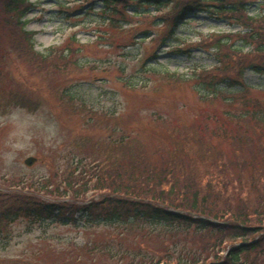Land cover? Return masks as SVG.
<instances>
[{"label":"rangeland","instance_id":"rangeland-1","mask_svg":"<svg viewBox=\"0 0 264 264\" xmlns=\"http://www.w3.org/2000/svg\"><path fill=\"white\" fill-rule=\"evenodd\" d=\"M249 1L251 15L264 13V0ZM5 2L0 0V22L14 15L6 12ZM105 7L102 0L25 1L21 6L23 20L26 30L34 32L35 43L30 56L11 49L9 37L14 31L6 25L2 36L8 34V41L0 61V208L12 216L22 206V199L33 196L47 200L38 195L35 186L45 183V177L50 178L48 182L60 183L52 178L53 173L66 170L62 157L81 136L105 137L119 124V129L145 145L153 157L159 146L180 139L179 128L197 132L213 125L214 130L217 120L230 109L221 96L203 99L198 94V90L204 91L191 78L217 61L214 50L194 46L213 40L217 34L236 33L239 26L198 13L187 17L175 37L164 42L171 5L157 10L156 6L138 7L136 3L119 13ZM159 16L165 24L157 23L162 21ZM37 53L45 54L46 59ZM244 80L257 92L264 91L263 73L248 69ZM260 91L253 97L264 100ZM208 138L219 143L212 141L217 150L231 153L222 139ZM248 155L244 157L253 161L261 157ZM30 156L38 162L29 168L25 160ZM22 185L26 187H19ZM107 193L92 191L81 200H99ZM260 194L245 193L256 206ZM226 207L217 203L221 212ZM80 223L48 221L34 227L28 225L26 217L17 219L7 226L13 231L0 237V264H125L117 260L120 256L96 257V250L87 245L97 237L99 244L111 240L113 231L87 233L78 229L84 228ZM135 238L139 237L123 243L132 248ZM142 241L153 254L161 255L162 241ZM201 245L198 241L197 246Z\"/></svg>","mask_w":264,"mask_h":264},{"label":"trees","instance_id":"trees-1","mask_svg":"<svg viewBox=\"0 0 264 264\" xmlns=\"http://www.w3.org/2000/svg\"><path fill=\"white\" fill-rule=\"evenodd\" d=\"M25 1L5 2L6 12L14 15L0 22V61L8 41V34L2 36L7 24L14 31L9 37L11 49L20 55L34 54V32L26 30L22 20ZM103 1L115 13L119 8L128 11L136 3L138 7L147 4L158 9L172 3L164 42L175 37L187 17L198 13L241 26L243 32L217 34L205 44H196L206 51L214 50L217 64L196 71L191 78L204 91L198 90L200 97L221 96L230 109L223 119H215L214 130L213 125L197 132L179 128L180 139L159 146L153 157L145 145L119 129V124L105 137H79L71 152L62 157L66 170L53 173L52 178L60 183L48 182L50 178L45 177V183L35 186L38 195L47 200L33 196L22 199L14 216L0 208V237L13 231L8 224L23 217L34 227L48 221L78 225L85 219V227L78 228L82 231H113L111 240L99 244L97 237L87 244L96 250V257L120 256L117 260L125 264H264V100L254 98L260 90L244 80L247 69L264 74V13L251 15L249 0ZM248 47L251 49L246 52ZM37 55L46 59V55ZM222 84H226L225 89ZM208 136L222 139L231 153L217 150L213 143L217 142ZM246 154L261 157L253 161L244 157ZM91 191L109 194L97 201L82 202L81 198ZM252 191L261 193L257 206L245 195ZM220 202L227 206L222 212L217 210ZM94 226L104 228H89ZM130 237H139L133 240L132 248L123 243ZM144 238L150 243L163 242L160 256L143 245ZM227 242L230 249L219 259L217 254Z\"/></svg>","mask_w":264,"mask_h":264},{"label":"water","instance_id":"water-1","mask_svg":"<svg viewBox=\"0 0 264 264\" xmlns=\"http://www.w3.org/2000/svg\"><path fill=\"white\" fill-rule=\"evenodd\" d=\"M35 162H36V159L33 158V157H30L29 159L26 160V164H27L28 166H32V165H34Z\"/></svg>","mask_w":264,"mask_h":264}]
</instances>
